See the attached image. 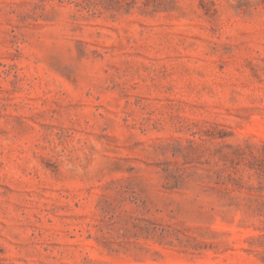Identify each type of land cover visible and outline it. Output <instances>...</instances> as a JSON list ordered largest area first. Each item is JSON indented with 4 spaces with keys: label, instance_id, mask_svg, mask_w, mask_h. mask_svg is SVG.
Instances as JSON below:
<instances>
[{
    "label": "rangeland",
    "instance_id": "obj_1",
    "mask_svg": "<svg viewBox=\"0 0 264 264\" xmlns=\"http://www.w3.org/2000/svg\"><path fill=\"white\" fill-rule=\"evenodd\" d=\"M0 264H264V0H0Z\"/></svg>",
    "mask_w": 264,
    "mask_h": 264
}]
</instances>
